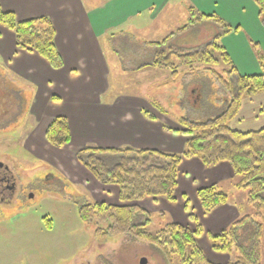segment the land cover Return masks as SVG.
Instances as JSON below:
<instances>
[{"label":"crops","instance_id":"crops-1","mask_svg":"<svg viewBox=\"0 0 264 264\" xmlns=\"http://www.w3.org/2000/svg\"><path fill=\"white\" fill-rule=\"evenodd\" d=\"M0 6L3 11L13 12L17 20L47 17L53 25L55 46L63 63L61 68H52L34 51L18 49L13 32L1 24L0 68L29 93V110L24 116L30 113L37 120L32 143L41 148L46 145L56 157L55 164L46 161L52 165L47 164L48 167L54 166L58 174L71 182L73 178L67 174H76L78 180L97 186L103 192L100 196L86 190L91 201L126 204L118 200L117 186L100 184L78 162L76 153L80 149L86 146L130 147L181 153L189 138L181 132L182 128L177 123L179 118L170 119L164 108L158 110L137 95L118 94L103 101V95L109 89L110 75L103 40L109 44L110 38L136 27L137 31L148 33V39L158 37L164 32V27L157 23L154 26L155 20H168L169 12L175 9L177 19L179 12L182 15V22L178 23L180 28L188 22L191 7L198 14L216 15L231 27L238 28L218 41L240 74L255 75L262 70V62L259 56H254L250 46H260L264 51V26L252 0H0ZM126 24L130 26L121 29ZM162 39L142 41V61L152 59L153 47L150 44ZM148 68L156 69L146 66L138 70H150ZM56 116L67 119L70 132V142L60 148L51 146L45 138V130ZM233 124L242 131L264 128V92L243 100L238 119ZM164 126L171 130H165ZM33 154L35 156L37 152ZM237 182L228 162L206 167L197 157L190 156L183 158L178 166L174 203L163 198L147 197L138 204L149 214L159 212L163 219L167 215L168 221L194 231L195 224L189 219L192 212L201 228L198 243L204 239L209 241V234L222 232L242 214L250 212L246 192L236 187ZM209 186L226 193L228 199L203 214L197 189ZM108 192L113 193L114 197L104 195ZM201 247L211 263L226 264L230 259L228 254L216 252L207 244Z\"/></svg>","mask_w":264,"mask_h":264},{"label":"trees","instance_id":"trees-1","mask_svg":"<svg viewBox=\"0 0 264 264\" xmlns=\"http://www.w3.org/2000/svg\"><path fill=\"white\" fill-rule=\"evenodd\" d=\"M253 1L264 26V0ZM202 21H210L217 28L209 42L192 51L171 45L176 36ZM0 24L13 32L18 49L36 52L54 69L62 67L49 18L20 21L13 12L3 11L0 6ZM237 30L218 16L198 14L190 7L188 22L161 41L152 42V59L149 62L142 61L135 68L151 66L166 69L170 71L172 80H175L182 72L196 71L197 67L203 65L207 66L205 69L211 71L223 89L224 96L218 106L209 100L208 93H203L202 82H193L200 84L189 91V96L194 99L190 102L191 109L188 108L190 115L177 120L181 132L189 137L181 153L91 146L76 153L78 162L100 184L117 186L118 200L126 203L119 205L91 201L77 205L78 217L82 222L95 220L106 224L105 227L97 226L93 232L94 240L100 245L109 237L128 235L146 241L159 250L166 264H214L208 261L197 241L201 228L192 212L189 213V219L195 224L194 231L173 221H166L157 232L152 233L148 230L151 216L138 204L147 197L163 198L174 203L178 166L183 158L195 156L206 167L228 162L238 180L236 187L246 192V203L250 208L249 213L242 214L222 232L209 234L211 248L230 256L226 264H262L264 128L242 131L233 123L238 119L243 100L264 92V56L258 57L262 62L260 74H240L218 41L220 37ZM219 65L221 71L212 68ZM29 103L28 91L0 68V133L16 131L20 119L28 113ZM197 116L203 119H197ZM164 129L171 130L165 126ZM45 138L53 147L60 148L68 144L70 132L67 119L63 116L54 117L45 130ZM48 178L52 176L45 177ZM197 198L203 214L228 199L227 194L215 186L197 189ZM187 207L186 201L185 209Z\"/></svg>","mask_w":264,"mask_h":264},{"label":"rangeland","instance_id":"rangeland-1","mask_svg":"<svg viewBox=\"0 0 264 264\" xmlns=\"http://www.w3.org/2000/svg\"><path fill=\"white\" fill-rule=\"evenodd\" d=\"M252 2L254 3L253 0ZM168 16L166 21H154V26L157 23L164 27V32L158 37L148 39L149 34L142 30L137 31L136 27L125 34L110 38L109 44L103 40V50L110 68L109 89L103 95V101L118 94L137 95L158 110L164 108L173 120L190 115V102L194 99L189 96V91L202 82L203 93H208L210 101L221 105L224 91L211 71L205 69L207 66L200 65L196 71L182 72L175 80H172L170 71L166 69H135L142 63V41L160 40L175 31L182 22L181 12L177 19L175 9ZM129 26L130 24H126L121 29ZM216 31L214 23L202 21L190 31L176 36L171 45L192 51L209 42ZM250 46L254 56H264L260 46ZM212 68L218 71L222 69L220 65ZM195 81L200 82L193 84ZM196 118L203 119L199 116ZM20 120L21 125H18L16 131L0 133V162L7 164L15 176L14 190L4 191L0 195V264H140L142 259L146 260V264H166L159 250L146 241L128 235L109 237L102 245L97 243L93 232L97 226L105 227L106 224L95 220L82 222L78 217L77 205L91 202L92 198L86 193L87 189L94 196H100L103 192L88 181L78 180L76 174L65 172L77 184L58 174L54 166L49 168L48 165L52 166L57 161L56 157L46 145L41 148L31 141L37 129V120L30 113ZM32 152L37 154L34 156ZM48 174L54 177L45 179ZM104 195L108 198L114 197L111 192ZM150 216L148 230L152 233L157 232L169 220L167 215L164 219L160 217L159 212ZM261 242V263L264 264V237ZM206 244L211 248L206 239L199 241L200 246Z\"/></svg>","mask_w":264,"mask_h":264},{"label":"flooded vegetation","instance_id":"flooded-vegetation-1","mask_svg":"<svg viewBox=\"0 0 264 264\" xmlns=\"http://www.w3.org/2000/svg\"><path fill=\"white\" fill-rule=\"evenodd\" d=\"M14 179L15 176L12 170H10V167L0 162V195H2L4 191L12 192L14 190Z\"/></svg>","mask_w":264,"mask_h":264},{"label":"water","instance_id":"water-1","mask_svg":"<svg viewBox=\"0 0 264 264\" xmlns=\"http://www.w3.org/2000/svg\"><path fill=\"white\" fill-rule=\"evenodd\" d=\"M140 264H146V260H145V259H142V260L140 261Z\"/></svg>","mask_w":264,"mask_h":264}]
</instances>
